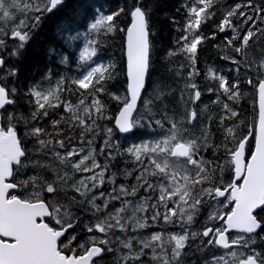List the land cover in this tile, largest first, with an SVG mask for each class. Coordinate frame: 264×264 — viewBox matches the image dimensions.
Returning a JSON list of instances; mask_svg holds the SVG:
<instances>
[{
  "label": "snow or ice",
  "instance_id": "snow-or-ice-1",
  "mask_svg": "<svg viewBox=\"0 0 264 264\" xmlns=\"http://www.w3.org/2000/svg\"><path fill=\"white\" fill-rule=\"evenodd\" d=\"M0 264H264V0H0Z\"/></svg>",
  "mask_w": 264,
  "mask_h": 264
},
{
  "label": "trees",
  "instance_id": "trees-1",
  "mask_svg": "<svg viewBox=\"0 0 264 264\" xmlns=\"http://www.w3.org/2000/svg\"><path fill=\"white\" fill-rule=\"evenodd\" d=\"M173 3H176L177 6H178L179 0H173ZM48 31H51V27H49ZM164 40H165V42L173 41V34H170L167 30H165V32H164ZM116 55L117 56L119 55L118 51L116 52Z\"/></svg>",
  "mask_w": 264,
  "mask_h": 264
},
{
  "label": "bare ground",
  "instance_id": "bare-ground-1",
  "mask_svg": "<svg viewBox=\"0 0 264 264\" xmlns=\"http://www.w3.org/2000/svg\"><path fill=\"white\" fill-rule=\"evenodd\" d=\"M51 29H52V28H51ZM51 31H52V30H51ZM53 31H54V30H53ZM173 42H174V39H173ZM205 58H206L205 56H202V57H201V62H200V64H199V67L201 66V64L204 63ZM207 59H208V62H209V63H212L213 61L216 60V57H215L214 51L208 53ZM219 63H221V62H219Z\"/></svg>",
  "mask_w": 264,
  "mask_h": 264
},
{
  "label": "rangeland",
  "instance_id": "rangeland-1",
  "mask_svg": "<svg viewBox=\"0 0 264 264\" xmlns=\"http://www.w3.org/2000/svg\"><path fill=\"white\" fill-rule=\"evenodd\" d=\"M52 31L54 30V29H51ZM215 54V53H214ZM213 63V62H212ZM222 63V62H221ZM205 67V63H203V64H201V66H200V68L201 69H203ZM161 72H162V70H161ZM205 100H207V97H205Z\"/></svg>",
  "mask_w": 264,
  "mask_h": 264
}]
</instances>
